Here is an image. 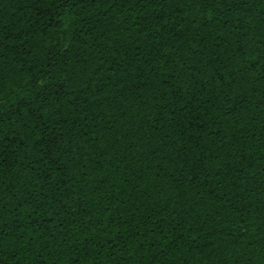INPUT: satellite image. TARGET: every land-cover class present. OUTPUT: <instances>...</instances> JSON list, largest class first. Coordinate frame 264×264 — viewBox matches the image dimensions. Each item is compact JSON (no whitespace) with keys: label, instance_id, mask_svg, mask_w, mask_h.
Segmentation results:
<instances>
[{"label":"trees","instance_id":"16d2710c","mask_svg":"<svg viewBox=\"0 0 264 264\" xmlns=\"http://www.w3.org/2000/svg\"><path fill=\"white\" fill-rule=\"evenodd\" d=\"M261 57L264 0H0V264H264Z\"/></svg>","mask_w":264,"mask_h":264},{"label":"snow or ice","instance_id":"6c2138e0","mask_svg":"<svg viewBox=\"0 0 264 264\" xmlns=\"http://www.w3.org/2000/svg\"><path fill=\"white\" fill-rule=\"evenodd\" d=\"M189 2L191 4H198V5L202 6L203 8H210L216 2V0H189ZM223 2L227 3L228 0H223ZM261 59H264V57H261ZM257 63H259V61H257ZM3 88H4V75L2 72H0V91H2ZM31 116L37 120L41 119L38 109L36 111H32ZM7 119L10 120V119H12V117L7 116ZM18 119L24 120L25 117L23 114H21L18 117ZM5 120H6L5 114L2 111H0V162H3L6 159L5 152L11 146L10 143L8 142L9 136L12 132L15 131L14 129H7L6 130ZM24 126L27 127L26 122H25ZM12 143H14V141H12ZM52 170L55 171L54 168ZM84 175H87V173H84ZM49 178L52 180V182L56 186V188L60 187V183H59L58 178H53L51 176ZM37 195H42V193H37ZM32 196H33V194L31 192H28L21 203L22 204L29 203V200H30V198H32ZM59 202L62 203L65 207H67V205H66V203H64L63 199H61ZM40 206H42V205H40ZM70 214L73 217H75L77 215L76 212H71Z\"/></svg>","mask_w":264,"mask_h":264}]
</instances>
